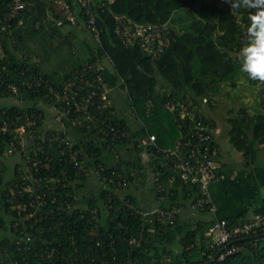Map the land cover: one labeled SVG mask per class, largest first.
Returning a JSON list of instances; mask_svg holds the SVG:
<instances>
[{
    "label": "trees",
    "instance_id": "1",
    "mask_svg": "<svg viewBox=\"0 0 264 264\" xmlns=\"http://www.w3.org/2000/svg\"><path fill=\"white\" fill-rule=\"evenodd\" d=\"M26 1L28 6L24 26L14 22L11 31L2 34L5 54L2 64L7 65L9 70L4 85L0 83V99L15 97L6 88L7 85L14 84L23 95V98L18 99L25 102L26 106H0V111L35 114L38 118L37 125L31 138L32 145L27 150L35 149L37 145L43 152L38 153L40 163L32 171L34 178L24 180L23 167L31 152L25 156V149L20 147L9 158L3 154L0 145L2 264H125L127 259L135 264L210 262L211 251L206 234L215 222L202 227L198 225L186 228L177 218L174 225L159 224L152 221L153 216H143L137 212L144 211L139 206L137 195L123 197L116 189L119 182L126 181L129 187L138 178L145 177L146 165L142 164L145 150L137 148L144 136L155 134L158 146L165 149L173 148L180 138L182 131L177 116L164 105L169 95L179 98L189 96L200 102L203 99L211 102L213 96L221 92L224 84L233 83L240 75H244L238 70L236 52L248 23L247 13L241 10L240 15H237L230 3L228 7H224L219 0H97L94 13L100 33L98 43L105 59L111 63L114 76L124 85L122 91L125 105L133 114L136 126L112 102L103 108L102 117L99 113L94 114L95 117H100L99 121H86L82 127L80 124L73 125L74 120L84 122L82 113L68 116L62 114L60 122L65 123L66 129L44 132L43 124L47 113L43 106H53L59 112L66 110L51 98L45 82H52L58 87L79 82L76 75L83 72L84 65L65 74L61 81L43 73V64L33 61L32 53L38 57L43 56V53L45 57L49 56L50 51L55 50L53 38L66 40L69 37L64 33V28L58 27L54 20H49V16L61 17L52 2ZM9 2L10 0H0V12H6ZM179 10H186L190 20L176 30L170 26V22L174 13ZM116 16H124L141 24H167L170 31L169 47L154 58L146 54L140 45H124L116 33ZM47 39L51 41L45 43ZM33 42L39 43L36 47L40 53L31 51L30 45ZM85 64L97 65V61L88 59ZM28 67L32 69L36 80L41 77L42 86L37 87L35 84L30 87L24 83L25 77L30 74L26 72ZM105 72L100 65L97 71L89 72L87 77L96 80L97 75L101 74L109 82ZM250 81L255 85L258 83ZM260 92L264 102V88ZM151 102L154 103L152 109L148 105ZM229 122L231 144L236 150L243 152L247 160L253 159L258 146L264 143V115H250L242 109ZM109 125H116L122 133L121 137L113 139L112 135H107L105 131ZM62 137H67L73 143V150L78 152L79 159L85 162L90 172L94 169L100 181L104 177L113 181L102 184L96 194L86 197L83 207L53 213L51 210L66 202L77 205L81 201L77 198L76 188H85L88 177H79L70 163L69 155H62L65 145L60 142ZM215 146L217 147L216 142ZM148 152L157 161L156 190L159 185L166 189L161 194H157L155 190L158 200L163 196L169 202L166 207L162 205V209L187 208L200 197L199 188L184 185L172 171L173 165L168 159L151 148ZM16 155L19 158L15 159ZM4 159H11V162L7 164ZM114 170L115 175L112 174ZM64 172L67 174L64 175ZM66 178L72 181L70 187L65 185L68 182ZM171 178L173 182H170ZM54 179H59L60 182H53ZM27 186H32L33 191L20 195L18 190ZM38 196L47 205L41 209V214L39 210L30 216L35 211L30 205L31 201L39 204ZM127 199L134 204L135 210L126 207ZM249 202L253 203V200ZM92 209L98 210V221L94 223L89 222ZM263 210L264 199L257 213ZM228 221L232 228L252 220L231 218ZM263 233L264 225L256 235ZM178 238H181L180 253H176L171 246V240ZM243 239L233 244L242 247V251L215 264H264V238ZM133 240L137 244H131Z\"/></svg>",
    "mask_w": 264,
    "mask_h": 264
},
{
    "label": "built area",
    "instance_id": "2",
    "mask_svg": "<svg viewBox=\"0 0 264 264\" xmlns=\"http://www.w3.org/2000/svg\"><path fill=\"white\" fill-rule=\"evenodd\" d=\"M46 1L52 2L61 13L60 18L49 16L50 21L54 20L55 24L61 28H85L99 41L100 33L97 27V16L94 13L97 0ZM109 1L113 2L114 0ZM27 6L28 2L26 0H10L6 12H0V83L2 85L6 81L9 70L7 65L2 64V60L5 58L2 34L9 33L14 22H18L19 26H24ZM116 23V33L124 45H140L149 56L154 58L160 56L170 45V31L167 24H141L124 16H116ZM97 70V65L85 64L83 72L76 75L79 82H70L64 84L62 87H58L49 81L45 82L51 98L60 107L66 109L63 112L60 111L61 115L68 116L72 113L74 115L82 113L84 122L74 120L73 125L80 124L83 127L86 121H99L100 117H95L94 114L99 113L102 117L103 108L108 107L112 103L110 98V84L104 79V76L98 74L96 80H90L87 77L89 72H95ZM26 72L30 74L25 77L24 83L30 85V87H33L35 84H37V87L42 86L40 85L41 77H38L36 80L30 67L26 69ZM6 88L11 95L20 99L23 98L17 85L10 84ZM206 103L207 99H203L200 102L198 99H193L189 96L179 98L177 96L170 97L169 95L164 105L177 116V122L182 131L180 138L175 142L173 148L165 149L158 146L155 134H148L139 141L137 148H143L145 152L151 148L156 153L163 155L172 163V171L179 176L184 185H193L199 188L200 197L190 204L189 207L191 209L214 212L216 211V205L211 198L210 185L223 176L219 173L218 167L215 164L218 155L214 138L215 124L203 111V105ZM148 105L152 109L154 103L151 102ZM37 119L35 114H21L17 111L10 112L7 110L0 111V145H2L3 154L12 157L20 147L24 149V139L27 137V139L31 140L32 135H34V128L37 125ZM105 133L112 135L113 139L121 137L122 135L121 131L116 128V125H109ZM60 142L65 143L62 155H69L70 163L76 170V174L81 178L88 176L89 169L85 166V162L79 159L78 152L73 150V143L67 137L60 138ZM39 151H42V149L37 145L35 149L25 151V156L31 153L26 160L29 175L25 176L24 180L26 178H34L32 171L40 163ZM66 174L64 172V175ZM112 174L115 175L116 171L114 170ZM68 179L66 178V180ZM112 181L113 179L104 177L101 183L107 184V182L112 183ZM53 182L59 183L60 180L54 179ZM170 182H173V178L170 179ZM65 185L70 187L72 181L68 180V182H65ZM127 186L128 183L126 181L119 182V187L126 188ZM165 190V187L159 185L156 192L157 194H161ZM30 191H33L32 186H27L23 190L19 189L18 193L22 195ZM38 197L39 204L34 200L31 201L30 205L35 211L30 213V216L35 215V212H39V210L41 214V209L47 205L46 202L40 199L41 196ZM13 198H15V194H13ZM125 205L128 209L135 210L134 204L129 199L125 201ZM12 208H14L13 203ZM74 208H77L76 204L66 202L65 205L57 206L51 211L53 213L55 211L62 213L72 211ZM182 209L183 207H175L168 210L159 208L153 211H143L144 213L138 210L137 212L143 216H153L154 219L152 221H157L159 224L166 223L174 225ZM97 221L98 210H90L89 222L94 223ZM263 225L264 210L261 213L255 214L251 222H246L232 228L229 227V221L227 219L213 223L207 233L209 236V250L211 251L209 255L211 258L210 262H213L212 264L222 262L228 256L242 251V247L235 246L232 243L258 234ZM131 244H137L136 240H133ZM216 250H223V252L215 259L219 252L214 254ZM2 263L0 261V264ZM125 264H135V262L127 259Z\"/></svg>",
    "mask_w": 264,
    "mask_h": 264
},
{
    "label": "crops",
    "instance_id": "3",
    "mask_svg": "<svg viewBox=\"0 0 264 264\" xmlns=\"http://www.w3.org/2000/svg\"><path fill=\"white\" fill-rule=\"evenodd\" d=\"M76 29L77 28L73 29L71 27H66L63 29V31L65 34H68V37L70 40H72V38L76 37ZM31 48L33 50L32 45ZM88 50H90L91 58L97 61V64L99 66L101 65L102 68L106 70L105 75L107 73L110 84L111 100L116 105L118 103L119 97L118 90H121L123 84L116 79L113 74V70L108 69L102 63V61L106 59L104 54H102L100 46L99 48L88 47ZM55 55H57V61L59 62L61 59H64L63 57H59L58 54H50L49 56H46L45 60H43L45 62L47 60L49 62L56 61L52 59L55 57ZM34 57H37V55L32 53V59ZM36 59L37 58H34L33 61L43 64L44 68V65L46 64L43 63V60H40L39 58L37 60ZM62 65H64V67L62 70L58 69L57 76L53 75L51 72H47L45 68L43 69V73H48L56 81H61L63 80L65 74L70 73L71 69L70 67H65L66 64L64 63ZM76 68L77 67H75V69ZM75 69L73 71H75ZM249 82L252 83L250 80ZM237 84L238 82H236L234 86ZM255 86L258 89V95L256 98L254 97L253 100L248 99L249 101L241 102L238 99L230 101L229 106L226 105V107H224L225 105L222 102V99L225 96V93H221L213 96L211 102H207L203 105V111L205 115L207 116L208 114L207 117L210 118L215 124L214 138L218 149V155L216 157L215 164L218 167L219 173L223 177L210 185V194L213 202L216 205V211H199L193 210L190 207H183L178 219L186 228L197 227L198 225L202 227L222 219L229 220L231 218L251 221L253 220L255 214H257V209H259L262 204V200L264 199V143L258 146V152L255 157L253 159L247 160L243 152H240L233 147L229 136L231 130V123L229 120L231 117L237 115L242 109H245L250 115H256L257 113L264 115L263 95L260 92L261 88H264V82L258 81ZM48 106L50 105L43 106V109L47 113L46 120L43 124L44 132H58L66 129L65 123L60 122L59 110L51 109ZM156 162V158H153L152 154L148 151L142 154V164L146 165V173H152V184L155 190L157 188L156 186H158V175L155 170L157 167ZM93 170L94 169H91V173L88 175L87 180L85 181L86 187L82 188L83 190L81 188H76V190H78L77 193H83L85 195L80 201L82 204L85 203L86 197L91 192L87 185L91 186L93 183L97 184L98 182V180L96 181L92 179L93 177H91V174H94L95 177L97 176ZM89 182L92 184H89ZM100 185L102 186L101 182ZM129 194L136 195L137 192L130 191L127 193V195ZM155 195L157 194L155 193ZM145 199L146 207H143L142 204L144 203ZM151 199H154L153 202ZM142 200L143 201H141V198L138 197V201L142 203L141 206L139 203V206L143 210H146V212L159 208L162 209V205H165V207L169 205V202L165 197H162L158 200L156 196L155 198H149L147 193L146 198H143ZM249 200H253V203H250ZM206 235L208 236V234ZM171 246L176 253H180L182 250L181 238H178L175 241L171 240Z\"/></svg>",
    "mask_w": 264,
    "mask_h": 264
},
{
    "label": "rangeland",
    "instance_id": "4",
    "mask_svg": "<svg viewBox=\"0 0 264 264\" xmlns=\"http://www.w3.org/2000/svg\"><path fill=\"white\" fill-rule=\"evenodd\" d=\"M220 3L224 6V7H228L229 3L226 2V0H219ZM190 15L186 10H179L177 12L174 13L172 20L170 22V26L175 28L176 30H178L180 28V26L182 24H186L189 22ZM76 37L72 38V40L69 39H59L57 37L53 38V46L55 47L54 51H50V49L48 48V50L50 51V54H58L59 57H63L64 59H61L60 62L57 61V55H55L54 58H52L53 60L56 61H51L49 62L48 60L45 62L43 59L46 58L44 56H40L38 57H34V58H39L40 60H43V63L46 64L44 65V68L47 70V72H51L53 75H58L57 71L58 69L62 70V68L64 67V65H62L63 63L66 64L65 67H70V72L73 71L75 69V67H79L81 65H85L86 61L88 59L91 58V53L90 50H88V47H94V48H99V43L97 41V39L95 37H93V35H91L85 28H77L76 29ZM50 42L51 39H47V42ZM35 44V45H34ZM37 44H39L38 42L35 43H31L33 50L31 48L30 45V49L32 51H35L36 53H40V51H37ZM35 46V48H34ZM57 49V50H56ZM19 55H22L21 51H18ZM44 57V58H43ZM33 58V59H34ZM36 59V60H37ZM93 59V58H91ZM100 62V61H99ZM104 66L107 67L110 70H113L111 63L109 60H103L102 61ZM98 65V64H97ZM99 66V65H98ZM69 70V68H68ZM238 82V84L236 86H234L233 83ZM233 83L232 82H227L226 84H224L222 86L221 89V93H225V96L222 99V102L224 103V107H226V105L229 106L230 101H234V100H240L241 102H245V101H249L248 99H252L255 97H257L258 95V89L257 87L253 84L249 82V79L246 78L245 75H240L237 80H235ZM124 85H122L123 88ZM118 90V103L116 104L117 107L121 110V114L124 113L130 120L131 124L133 126H136V121L135 118L133 117V114L131 113V111H129V109H127V105H125V101H124V91ZM224 91V92H223ZM14 105H18V106H26L25 102H22L21 100L18 99V97H10V98H4V99H0V106H6V107H11ZM51 109H55V107L52 106H48ZM50 109V110H51ZM208 116V114H207ZM59 117L61 119L62 115L61 113H59ZM24 149L25 151H27V147L29 148L32 145L31 140L27 139V137H25L24 139ZM10 158V157H9ZM19 158V155H16L15 159ZM4 161L8 164L9 162H11V159H4ZM25 163V162H24ZM24 171H25V176H28V168H27V163L26 165H24L23 167ZM132 169V167L130 168ZM134 170V169H133ZM91 172L89 171V174ZM145 177L142 178H138V180H136L137 182H135L133 185L131 184V186H127L126 188H122V187H118L116 189V192L121 195V196H126L128 192L130 191H136L137 192V196L139 198H141V201H143V198H146V193L149 196V198H155V189L153 188V184H152V173L148 172L145 173ZM91 177H93L92 179L94 180H98L97 184H92L89 182V184H92L91 186L87 185L88 189H90V193L88 194L87 198L93 196V194H96L99 189L101 188L100 186V180L99 178L94 174H91ZM99 183V184H98ZM102 184V183H101ZM100 187V188H99ZM153 189H154V193H153ZM82 191V190H79ZM145 195V196H144ZM84 194L83 193H77V198L79 200H82L84 198ZM154 199H151V201L153 202ZM140 206H141V202L139 201ZM149 204V201H148ZM143 207H146V199L144 200V203L142 204ZM77 207H83V204L81 202H79L77 204ZM146 211V210H144Z\"/></svg>",
    "mask_w": 264,
    "mask_h": 264
},
{
    "label": "clouds",
    "instance_id": "5",
    "mask_svg": "<svg viewBox=\"0 0 264 264\" xmlns=\"http://www.w3.org/2000/svg\"><path fill=\"white\" fill-rule=\"evenodd\" d=\"M235 14L247 13L242 43L236 52L238 70L247 79L264 82V0H226ZM255 10L254 12L249 10Z\"/></svg>",
    "mask_w": 264,
    "mask_h": 264
},
{
    "label": "water",
    "instance_id": "6",
    "mask_svg": "<svg viewBox=\"0 0 264 264\" xmlns=\"http://www.w3.org/2000/svg\"><path fill=\"white\" fill-rule=\"evenodd\" d=\"M263 238H264V233H263V234H260V235H254V236L247 237V238L243 239V241H245V240H260V239H263ZM236 242H237V241L233 242L232 244H234V243H236ZM222 252H223V250L219 251V252L217 253L215 259L218 258L219 255L222 254ZM212 263H213V262H210V263H207V264H212Z\"/></svg>",
    "mask_w": 264,
    "mask_h": 264
}]
</instances>
